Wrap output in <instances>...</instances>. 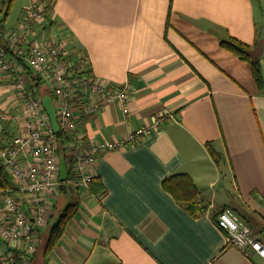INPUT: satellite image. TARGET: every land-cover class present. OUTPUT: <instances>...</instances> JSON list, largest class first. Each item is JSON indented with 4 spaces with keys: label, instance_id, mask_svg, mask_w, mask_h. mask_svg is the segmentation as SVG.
Masks as SVG:
<instances>
[{
    "label": "crops",
    "instance_id": "crops-1",
    "mask_svg": "<svg viewBox=\"0 0 264 264\" xmlns=\"http://www.w3.org/2000/svg\"><path fill=\"white\" fill-rule=\"evenodd\" d=\"M33 1L46 7L39 39L86 56L97 80L130 87L127 115L113 102L79 120L84 142L120 141L161 121L136 145L99 157L92 176L102 196L71 187L57 199L38 229L32 264H264L227 247L216 225L217 213L229 208L247 216L264 246V88L247 61L221 46L234 40L255 51L264 0H21V17ZM258 64L264 87V42ZM34 95L53 105L45 83ZM13 96L0 74V105ZM88 101L70 104L79 111ZM178 174L192 180L201 214L162 188ZM69 204H76L74 216L45 252L48 224ZM5 251L0 242V257Z\"/></svg>",
    "mask_w": 264,
    "mask_h": 264
},
{
    "label": "built area",
    "instance_id": "built-area-1",
    "mask_svg": "<svg viewBox=\"0 0 264 264\" xmlns=\"http://www.w3.org/2000/svg\"><path fill=\"white\" fill-rule=\"evenodd\" d=\"M45 10L41 3L31 2L20 24L2 34L5 49L0 47V74L10 82L18 114L11 112L15 110L13 102L0 107V165L10 182L9 187L0 188V242L6 247L0 264H32L38 229L45 224L58 196L59 153L70 173L65 182L89 192L93 168L102 154L136 145L161 121L155 117L151 125L132 131L120 141L84 142L77 132L79 120L89 117L99 105L113 102L127 115L130 87L97 80L86 56H73L55 39H39L37 31ZM27 71L48 86L63 144L57 141L41 100L34 95ZM79 99L89 100V105L75 111L70 102ZM216 225L226 233L227 247L244 256L253 252L264 257V246L231 209L220 211Z\"/></svg>",
    "mask_w": 264,
    "mask_h": 264
},
{
    "label": "trees",
    "instance_id": "trees-1",
    "mask_svg": "<svg viewBox=\"0 0 264 264\" xmlns=\"http://www.w3.org/2000/svg\"><path fill=\"white\" fill-rule=\"evenodd\" d=\"M14 1L15 0H1L0 13L2 15V18L0 20V47L4 49L5 46L2 40V34H3L2 24L6 21L8 13L10 12ZM221 46L230 53H232L233 55H235L236 57H238L240 60L247 61L250 64L252 78L258 89L263 90L264 87H263L259 64L252 63L253 58L258 54V46H255V51H251L250 47L234 40H230L228 42H222ZM27 76L29 83L32 85V87L35 90V93L37 92L40 94L41 85L43 83L41 82L39 77L33 75L30 71H27ZM55 137L59 142V144H63L64 136L61 133H57ZM206 149L209 156L214 160L215 163H217L218 156L212 150L209 144L206 145ZM66 171H67L66 180H69L70 173L68 168H66ZM9 186H10V182L8 180V177L5 174L2 166L0 165V188H5ZM70 188L71 186H69L66 182L59 183L57 199H59L60 196L66 194V192H70ZM162 188L164 189V191L169 193L178 204L184 206V208L188 210L191 214L199 215L202 213L203 210L200 207L198 201V193L189 176L183 174L172 175L166 178L162 182ZM88 190L89 193L92 195L102 196L104 194V190L102 189L101 184L95 177L91 179L88 185ZM55 205L56 202L52 206V210L55 208ZM75 208H76V204H69L65 206L57 222L49 228L47 240L45 243V252L51 250L55 246L56 242L63 233L66 224L74 216ZM220 211L217 213V215L220 213ZM239 218L250 229L252 234V229H251L252 224H250V220L247 218V216L246 217L240 216Z\"/></svg>",
    "mask_w": 264,
    "mask_h": 264
},
{
    "label": "water",
    "instance_id": "water-1",
    "mask_svg": "<svg viewBox=\"0 0 264 264\" xmlns=\"http://www.w3.org/2000/svg\"><path fill=\"white\" fill-rule=\"evenodd\" d=\"M263 42H264V33L261 32L260 37H259L258 42H257L258 54H257V56H255L253 58L252 63H258L260 56L262 55V52H263ZM41 104H42L44 112L46 113V115L49 118L51 127L53 129V133L56 135L58 133L59 129H58V125L56 122V116H55V112H54V108L52 105L51 98H48V97L42 98ZM66 178H67V171H66L65 162H64V159H63L61 153H59V177H58V181L60 183H63L66 181Z\"/></svg>",
    "mask_w": 264,
    "mask_h": 264
},
{
    "label": "rangeland",
    "instance_id": "rangeland-1",
    "mask_svg": "<svg viewBox=\"0 0 264 264\" xmlns=\"http://www.w3.org/2000/svg\"><path fill=\"white\" fill-rule=\"evenodd\" d=\"M20 1L18 3L17 2L15 3V1H14L13 5L11 7V10L8 13L6 21L2 24L3 29L11 28V27L14 28V27H17L20 24V20H19L20 17H21V13H20V10H19L20 4H21ZM1 18H2V15L0 13V20H1ZM6 105H7V103H4L2 106H6ZM2 106L0 105V107H2ZM226 180H227V177H226ZM66 202L69 203V200L67 199ZM57 217L58 216H54L52 218V220L49 222L48 226L54 225L57 222V219H58Z\"/></svg>",
    "mask_w": 264,
    "mask_h": 264
}]
</instances>
